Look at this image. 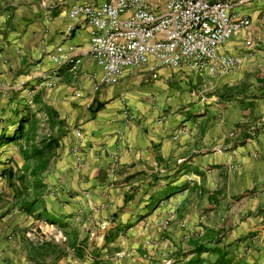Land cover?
Listing matches in <instances>:
<instances>
[{"label":"crops","instance_id":"0c3cea01","mask_svg":"<svg viewBox=\"0 0 264 264\" xmlns=\"http://www.w3.org/2000/svg\"><path fill=\"white\" fill-rule=\"evenodd\" d=\"M107 1L0 0V264H264V0L234 7L237 69L96 88L89 29L67 25Z\"/></svg>","mask_w":264,"mask_h":264},{"label":"built area","instance_id":"2783aa9c","mask_svg":"<svg viewBox=\"0 0 264 264\" xmlns=\"http://www.w3.org/2000/svg\"><path fill=\"white\" fill-rule=\"evenodd\" d=\"M253 0H109L75 4L69 10L68 33L80 26L90 32L88 53L102 68L96 83L116 84L128 67L146 65L156 77L159 68L188 67L193 73L225 74L243 57L225 50L251 24L235 5ZM74 44H59L49 52L58 65L77 66L81 57ZM43 77L37 65L30 73ZM79 134H81L79 132ZM77 160L82 154L77 149Z\"/></svg>","mask_w":264,"mask_h":264},{"label":"rangeland","instance_id":"374dc122","mask_svg":"<svg viewBox=\"0 0 264 264\" xmlns=\"http://www.w3.org/2000/svg\"><path fill=\"white\" fill-rule=\"evenodd\" d=\"M43 114V113H42ZM35 116V114H34ZM33 121V127L39 128V129H46L47 127L44 124V119L42 118V115L40 116H35L34 119H32Z\"/></svg>","mask_w":264,"mask_h":264},{"label":"trees","instance_id":"16d2710c","mask_svg":"<svg viewBox=\"0 0 264 264\" xmlns=\"http://www.w3.org/2000/svg\"><path fill=\"white\" fill-rule=\"evenodd\" d=\"M32 153H34L35 155H41V159H43L45 157V153H44V150H36V151H32ZM33 155V154H32ZM44 161V160H43ZM42 167V166H41Z\"/></svg>","mask_w":264,"mask_h":264}]
</instances>
